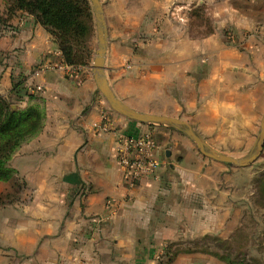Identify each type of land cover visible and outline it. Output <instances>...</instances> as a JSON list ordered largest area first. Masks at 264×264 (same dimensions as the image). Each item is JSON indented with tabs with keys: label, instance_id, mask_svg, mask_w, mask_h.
<instances>
[{
	"label": "crops",
	"instance_id": "1",
	"mask_svg": "<svg viewBox=\"0 0 264 264\" xmlns=\"http://www.w3.org/2000/svg\"><path fill=\"white\" fill-rule=\"evenodd\" d=\"M100 3L109 38L106 79L116 97L137 111L188 122L216 150L247 155L264 113L262 1ZM208 3L218 9L213 30L195 35L191 10ZM227 4L233 32L244 37L234 44L225 41ZM0 20V95L25 96L41 84L36 97L45 108L41 134L9 161L25 192L0 205V264H160L167 246L171 264H229L197 246L205 235L225 239L239 222L241 172L203 156L178 129L103 108L93 83L64 62L31 14L8 16L0 0ZM28 102L22 97L18 105ZM100 112L106 132L93 126ZM146 131L158 166L129 187L116 140ZM7 191L9 183L0 181V194Z\"/></svg>",
	"mask_w": 264,
	"mask_h": 264
},
{
	"label": "rangeland",
	"instance_id": "2",
	"mask_svg": "<svg viewBox=\"0 0 264 264\" xmlns=\"http://www.w3.org/2000/svg\"><path fill=\"white\" fill-rule=\"evenodd\" d=\"M261 1L264 11V0ZM88 2L92 12V31H91L90 39L88 40L87 43H84V45L79 44L77 48H74V54L78 58V61L74 63V68L79 70L82 80L89 79L93 83L95 87L93 93H95L98 96L103 108L105 109L108 108V110L110 109L112 112H114V110L110 107V105L108 104V102L101 94L100 90L98 89L93 74V67H92L93 59L96 55V49L98 47L97 24H96L92 2L91 0H88ZM216 6H213L210 3H208L207 5L199 4L196 5L191 10V14H190L191 20L194 24L191 27L193 28V33H195V35H201L203 33L209 32L210 30L211 31L213 30L212 28L215 24V21L212 15L216 11H218ZM231 7L232 6L229 4L225 6L226 8L225 16L231 18V20L227 21L229 23H227V25L225 26L227 33L225 37V41L228 44L231 43L234 44L235 42H237V40H242L244 38L243 36L239 38L238 35H236L233 32V28H234L233 11ZM199 26L202 27L199 28ZM106 31H107V27H106ZM108 44H109V38L107 34L105 57L107 54ZM31 91L32 93L28 92L25 94V96L17 92L16 98H13V96H11L10 94L0 95V96L6 100L7 104L12 110L15 109L24 110L25 108H28L30 105H33L34 103L38 106L43 105L44 101L38 100V97H36L38 95L37 93H40L42 89L38 91L36 90L34 91L31 90ZM22 97H25L27 100H29V102L26 105L19 106L18 105L19 99H21ZM100 115L105 116L106 113L100 112ZM40 134L41 131L37 133L33 138L38 137ZM258 134L259 132L257 133V136ZM222 153L226 155H230L229 153L226 152H222ZM261 154L262 151L260 155L247 166L228 165L231 168H236V170H239L241 172L240 173L241 179L239 183H238V178H236L235 181L236 187L239 185L240 193H241L239 197H236V203H238L237 208L240 210V215H239L240 217L238 218L239 222L236 223L235 227L232 228L231 232H227V234H225V239H221V238L219 239L216 236L205 235L202 239L198 240L199 243L198 246L196 245L197 247H203L205 249H208L210 252L222 254L229 264H264V159L263 157L262 158L260 157L263 156ZM234 157L243 158L246 157V155L242 154ZM10 167L13 169L14 172L16 171L15 176L17 177L18 182L20 184L23 183L24 177L20 175L17 169L14 168L12 165H10ZM24 189H25V181H24V186H21L20 191L23 193L25 192ZM22 193H20V196ZM23 196L24 195L22 194V197ZM9 198L13 199V186H12L11 196L6 197L5 201H8ZM24 199L26 200V197H24ZM162 259H164L163 256ZM162 259H159V261Z\"/></svg>",
	"mask_w": 264,
	"mask_h": 264
},
{
	"label": "trees",
	"instance_id": "3",
	"mask_svg": "<svg viewBox=\"0 0 264 264\" xmlns=\"http://www.w3.org/2000/svg\"><path fill=\"white\" fill-rule=\"evenodd\" d=\"M6 14L22 10L35 17L37 22L49 32L58 44L64 62L74 65L78 58L74 48L84 45L92 31V12L88 0H3ZM41 105V104H40ZM44 106L35 103L28 108L12 110L0 96V181L9 183L10 191L0 194V205L14 202L20 197L21 186L15 172L10 167V159L20 145L39 133L44 124ZM13 186V199L11 196ZM216 238V237H215ZM174 254L167 246L160 264H171Z\"/></svg>",
	"mask_w": 264,
	"mask_h": 264
},
{
	"label": "water",
	"instance_id": "4",
	"mask_svg": "<svg viewBox=\"0 0 264 264\" xmlns=\"http://www.w3.org/2000/svg\"><path fill=\"white\" fill-rule=\"evenodd\" d=\"M91 2L94 8L98 39V47L96 49V55L93 59V74L98 89L114 111L127 117L130 120L137 121L143 124L166 125L178 129L191 138L198 150L204 156L212 158L219 162H223L227 165L247 166L260 155L264 147V115L260 122L259 134L250 151L248 152L246 157L236 158L234 156L226 155L216 149H213L209 144L206 143V141L200 136V134L188 122L184 120L169 116L137 111L120 101L109 86L105 74L107 31L105 27L106 22L104 19L102 5L100 3V0H91Z\"/></svg>",
	"mask_w": 264,
	"mask_h": 264
},
{
	"label": "built area",
	"instance_id": "5",
	"mask_svg": "<svg viewBox=\"0 0 264 264\" xmlns=\"http://www.w3.org/2000/svg\"><path fill=\"white\" fill-rule=\"evenodd\" d=\"M39 72H34L37 75ZM41 84H35L32 90H41ZM94 128L106 132L109 130L107 119L101 116L100 122L93 124ZM117 142V161L121 166L127 186H134L139 179L155 170L158 162L153 156L155 141L150 131L138 134H119ZM163 253L157 259H162Z\"/></svg>",
	"mask_w": 264,
	"mask_h": 264
}]
</instances>
